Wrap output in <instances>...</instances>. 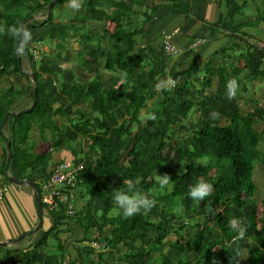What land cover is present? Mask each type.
Instances as JSON below:
<instances>
[{
    "label": "trees",
    "instance_id": "16d2710c",
    "mask_svg": "<svg viewBox=\"0 0 264 264\" xmlns=\"http://www.w3.org/2000/svg\"><path fill=\"white\" fill-rule=\"evenodd\" d=\"M52 1L0 0V25L7 28L24 24L33 16L26 27L36 31L35 34L31 31L33 43L31 41L26 52L20 55L22 68L16 54L18 40L8 35L6 29L5 34H0V78L6 79L7 87L0 86V126L7 113H18L32 106L35 85L31 74H34L38 88L34 109L11 116L0 130V138L5 141L8 136L11 141L13 160L9 174L33 182L39 194L40 186L51 176L56 164L63 161L84 164V169L78 175L73 201L76 215L67 217V208L63 205L51 213L52 228L42 233L32 248L29 246L21 253L20 264L63 263L65 248L59 236L65 224L71 225L75 221L84 231L83 240L105 242L106 248L110 249L109 255L121 245L125 246L127 264H237L239 260L235 258L242 254L239 249L234 248L231 255L225 256L237 235L229 227V216L233 207L245 208L247 200L241 194L252 201L258 189L253 177L258 162L264 165L261 152L264 128L258 131L255 125L264 123V102L254 99L251 107L244 109L240 105V93L237 92L232 100L227 99L226 84L244 70L247 71L246 79L264 78V45L249 43L256 38L247 35L264 23V12L256 18L249 16L245 22L239 16L245 15L247 1L224 0L227 12L222 24L201 21L211 28L223 30L227 37L235 38L239 43L244 42L249 49L237 54L236 49H242L237 42L216 53L224 54L218 65L211 57L203 61L202 66L192 63L177 71L167 66L166 57L170 55L161 46L156 48L144 43L146 29L162 0H82L80 10L72 17L69 14L66 20H59L60 14L55 16L56 7L68 3V0H59L49 18L38 19V15H48ZM173 2L186 17H194L192 7L196 0L186 4ZM136 8H146L149 12H142V26L133 29L136 14H139ZM105 22L114 28L99 30L101 35L96 38L107 42V51L102 45L95 44L96 38L90 32L92 30L96 35L93 29H102L107 26ZM71 33L81 34L83 47L77 57L82 69L68 82L57 71V67L66 61L62 52L54 59L48 58L45 51L40 52V46L52 40L55 45L65 44ZM232 50L235 55L228 57ZM37 52L40 57H36ZM87 57L97 62L102 60L91 70L94 74L87 69L90 61ZM240 59L243 67L238 65ZM27 61L33 66L30 73L26 72ZM200 68L204 74L197 84ZM103 72H112V76L105 81ZM10 76L31 81L28 97L27 92L13 89L17 84L8 79ZM169 76L176 81V86L158 92L156 84ZM242 83L238 81L242 91L247 92ZM89 105L93 110H85ZM196 108L197 120L183 124ZM144 110L146 116L155 113L157 119L153 121L146 117L142 120ZM213 111L219 112V119L210 118ZM58 117L64 118L66 124L56 121ZM223 120L227 122L225 125ZM189 130L191 135L183 137ZM36 134L40 141L35 140ZM47 141L51 149L44 146ZM39 142L43 143L41 147ZM58 159L60 161H54ZM198 160L201 163H197ZM6 162L7 148L0 174L2 183L11 184L4 171ZM167 165L183 166L182 172L173 173L169 184L161 189L155 173L165 170ZM37 173L41 176L35 178ZM129 179L138 180L137 190L155 199L156 206L147 214L124 219L119 210L112 214L118 209L113 195L117 190H126ZM198 180L212 184L213 191L204 201L194 202L188 192ZM261 204L259 217L252 201L253 210L247 227L253 233L245 264H264V198ZM108 227L111 228L106 235ZM189 228L197 231L195 235L188 232L187 248L184 249L182 231ZM171 232L176 235V240L164 253L163 241ZM213 234L214 239L211 238ZM52 239L58 241L62 261L58 260V255L55 258L47 252ZM88 252L94 255V252ZM156 252L160 253L158 257L154 256Z\"/></svg>",
    "mask_w": 264,
    "mask_h": 264
},
{
    "label": "crops",
    "instance_id": "0c3cea01",
    "mask_svg": "<svg viewBox=\"0 0 264 264\" xmlns=\"http://www.w3.org/2000/svg\"><path fill=\"white\" fill-rule=\"evenodd\" d=\"M173 1H179L185 4L189 2V0H162L159 2L160 5H163H159L154 19L151 21V25L147 27L144 35V43L159 48L163 34L168 31H176L177 35L174 37V44L177 48L180 47L182 52L177 56L166 57V64L169 69L177 70L174 64L178 59H181L179 67L186 65L185 68H187L192 63H202L206 60L202 57L205 53H214L216 51L214 53L216 54L219 50L231 45L229 44L221 48L217 40L227 37L223 33V30L211 28L201 21L204 19L209 23L222 24L227 12L224 0H196L192 7L193 18L186 17L181 10L179 11L178 8H175ZM196 39H199L202 43L194 44L193 40ZM191 49L194 50L191 51ZM91 63L93 66L94 63ZM26 65L28 66L27 72L30 73L33 66L30 65V62L26 63ZM88 66L91 67L90 62H88ZM91 70L93 69L89 71L92 72ZM17 85H22V92H27L26 97H28L30 91L27 90L31 86V81L22 78ZM5 145L6 142L3 137L0 138V166L4 158ZM58 161L60 160H55V162ZM1 181L2 175L0 174V182ZM0 185L6 189V195H4L6 200L3 197V200L0 202V243L12 242L32 231L38 224L33 192L29 187H20L12 183L10 184L11 186L6 182H1ZM17 211H21V215H19ZM50 215L51 214L44 211V224L39 232L30 237H26L19 243L12 242L8 247L2 248L0 250V264H5V260H8V264H14V262L15 264H20L21 253L24 252L26 248H29V246H33V244L42 237V233L52 228L53 221ZM69 225L70 224L64 225V230L59 236L65 248L66 255V257L64 256V262H61V264H127L124 260L126 253L125 246L121 245L114 251L115 253L113 255H109L108 252L110 249L108 247L105 250H96L90 247L88 241L83 240L84 231L79 222L75 221L70 226ZM110 228L111 227L106 228V235L109 234ZM165 241L166 240H164L163 243H165ZM50 244L51 246L48 248L49 253L56 258V255L60 254L58 252V241L54 240L53 242L51 240ZM12 248L19 249L20 251L16 252V254L11 253L10 250H12ZM88 251L94 252V255H90ZM157 253L158 252L154 253L155 257L159 256H156ZM10 254L11 257L14 258L8 257ZM55 262H58V260H55Z\"/></svg>",
    "mask_w": 264,
    "mask_h": 264
},
{
    "label": "rangeland",
    "instance_id": "374dc122",
    "mask_svg": "<svg viewBox=\"0 0 264 264\" xmlns=\"http://www.w3.org/2000/svg\"><path fill=\"white\" fill-rule=\"evenodd\" d=\"M246 1H247L248 4H247L246 8L244 9L245 15L244 16L243 15H240L239 16V18H241L243 21L247 22L249 20V16H251L252 18H256L259 14H261L262 12H264V0H246ZM56 8H58L59 11H58V9L57 10L55 9V11H56V12L54 11L55 16L57 14L62 15V16H60L59 20H63L64 18H65L64 20H66L67 17L69 16V14H70V17H72V16H74L76 14V11H72L70 13L67 10V9L72 10L71 8L68 7V3H66L63 6H57ZM104 9L106 10L108 8L105 7ZM141 10H140V8H136V12L139 13V14H136L137 20H136V22H135V24L133 26L134 27L133 29H138V27L140 28L142 26L141 25L142 24V21L140 19V18H142V15H141L142 12H144V11H148L149 12V10H147L146 8H142ZM36 17L38 19H40V20H42V19L45 20V19L48 18V16H46L45 14L44 15L41 14V15H38ZM104 25H107V26H103L102 29H98V30L95 29V28L93 29L94 32L96 33V35H93L92 30L90 31L91 34H92V36L94 38H96V37H98V36L101 35V32L99 30H102L103 31L104 29H109V31H110V30H112L114 28L113 25L110 26V24H109V26H108V22H105ZM150 25H151V23H150ZM245 29H247V28H245ZM29 30L32 31L33 34L36 33V31H34L33 29H29ZM97 31H98V33H97ZM80 32L82 33V31H80ZM247 35H252L253 38L254 37L256 38V40L255 39H251L249 41V43H252L253 45L254 44H259L261 46L264 45V23L260 24L259 27L256 28L252 33H247ZM80 37H81V34L71 33V36L68 38V41L65 44L59 43V45L58 44L55 45V43H54L55 41L52 40V42L46 43L45 46L38 45V46H40V52L41 53H44V51H45L46 54H47V56H48V58H51V56H52V58L54 59L59 52H62L63 58L65 57L66 58V61L62 62L61 67H57V71L61 72V74L63 75V78L65 80H67L68 82L71 81L73 79V77L76 76V74L79 75L80 72H81V69H82L81 63L79 62V59L77 57V55H78L77 52L79 50H81L82 47H83ZM161 41H160V46H161ZM214 41H216V40H214ZM217 41L219 42V45H221L220 46L221 48H223V47H225V46H227L229 44L233 45V44H235L237 42L238 43L240 42L237 39L232 38L230 36L229 37H226L225 39H221V40H217ZM94 42H95V44L97 46H101L102 45L103 48H104V50L107 51V42L104 41L102 38H96L94 40ZM32 43H33V41H32ZM194 43L195 44H201L202 42L199 41V40H196ZM239 44L242 47V49H236L237 52H238L237 54H240L243 49H244V51H247L249 49L248 46L244 44V42H241ZM203 47H205V46H203ZM109 49L111 50V48H109ZM181 52H182V50H181ZM214 53L213 52H207L202 57L205 58L207 61L212 57L214 64L218 65L220 62H222V60L220 58H223L224 57L223 56L224 54L222 52L220 54H214ZM38 54H40V53L37 52L36 53V57H40ZM232 55H235L234 52H233V50L230 51L227 54L228 57H230ZM90 59L91 58L87 57V60H90ZM100 60L101 59H99V61ZM180 60L181 59H178L175 62V64H174V66L176 67L177 70H180V69L183 70L186 67V65H183V66L179 67L180 66V64H179L180 63ZM99 61L97 62V61H94V60H90L89 62L91 64V67L88 66L87 69L90 70V69L96 68L97 65H100ZM91 62L94 63L93 66H92V63ZM27 63H28V61H27ZM198 65L199 66H202L203 63H199ZM238 65L240 67H243V65H244L243 60L240 59L238 61ZM100 69H102V68H99V70ZM102 71H103V69H102ZM246 73H247V71L244 70L241 75H239V76L236 77L237 81H240V82L243 81L242 85H245L247 87V90H248L247 92L242 91V86H239V89H238V94L240 93L238 96L239 97L241 96L240 97L241 98L240 105L244 109L246 107H251V101H253L254 99H259L260 101L264 102V78H262L260 80H253L252 78L251 79H246L245 78V77H247V74ZM92 74H94V72H92ZM203 74L204 73L202 72V68H200L198 70V80L196 81L197 84H199L201 82V79H202V75ZM110 76H112V72H103V78H104L105 81H107L110 78ZM8 79L9 80H12L13 82H15V84H17L20 81V79L19 78H16V76H10V78H8ZM163 80H165V79H161V81H163ZM5 83H6V79L4 80V78H0V86H4L5 88H7L6 85H5ZM21 87H22V85H20V86L17 85V87L16 86H13V89L15 91L16 90L22 91L23 88H21ZM214 87H215V85H214ZM85 110H93V108L91 107V105H89ZM145 114H146V110H144L141 113V119L142 120H145L146 119L147 116ZM198 116H199V113H198V109L196 108V109H194L190 113V116H189L188 120H185L183 122V124H187L188 122L194 123L197 120ZM56 121H58L60 124H66V120L64 118L58 117L56 119ZM226 123L227 122L225 120L222 121V124L223 125H225ZM255 128L258 131H262L263 128H264V123L256 124L255 125ZM187 135L188 136L191 135V130L187 131L184 134L183 137H186ZM47 136L48 137L50 136V132L49 131L47 132ZM35 137H36V139L34 138L35 140H37V141H40L41 140L39 138V135L38 134H36ZM39 144H40V147L43 145V143H41V142H39ZM44 146L46 147V149L47 148L51 149L50 148V145H49V141H47L46 144H44ZM261 152L264 155V145L261 146ZM182 167H176L175 165H167L165 170H160V171H158L155 174H156V176H157V174L158 175H165V174H167L171 178L172 175H173V173H175V172H182ZM43 175L44 174H42V176ZM38 176H41V174H38L37 173V175H35L34 177L35 178H38ZM253 180H254V183H255V185L257 186L258 189H257V192H256L254 198L252 199V201H254L255 210L258 211V216L260 217V215H261V209H262L261 201L264 198V165L262 163H260V162H258V164L256 165V168L254 170ZM7 184L10 185V183H7ZM40 188H41V186H40ZM5 195H6V189H5ZM7 195H8V192H7ZM240 196L246 198L247 204H246V206H245V208L243 210H238L236 207H233V213L229 216V221L232 220L233 218H235L238 221H240L241 224L246 228V235H245V238L243 240H237V239L234 240L231 243L230 248H228L226 250L225 256L231 255L232 252H233V250H234V248H237V249L240 250V253L239 254H241V252H242V254L240 256L238 255L239 257L236 256L235 260H239L237 264H245V259H246V256H247V251L249 249H251V244L249 243V238H250V236H251V234L253 232L248 231L247 224H248V219L250 217V214L252 213L253 207H252V201L251 200H249L243 194H241ZM4 199L6 200L5 197H4ZM83 200L86 201V199H83ZM177 202H178V206L181 207V204H180V200L179 199H177ZM5 203H6V201H5ZM201 208L202 209L204 208V205L202 203H201ZM114 210H117V211H112V214L113 215H115L114 212L115 213L116 212L118 213V209H114ZM17 212H18L19 215H21V211H17ZM154 220H157V219H154ZM82 223L85 224L84 221ZM188 230L182 231V234H183L182 235L183 236L182 237L183 238L182 247L184 249L187 248L185 242L187 241V234H188V232H190L191 235H193V234L195 235V233L197 231L195 228H189ZM82 235H83V233H82ZM211 238L214 239L215 238V234H213V236H211ZM52 240L54 241V239H52ZM165 240L166 241H165L164 246H163V249H162V252H164V253L168 252V250L170 248L169 247L170 244L174 240H176V235L173 232H171V234L169 236L165 237ZM80 245H81V243H80ZM15 248H18V247H15ZM31 248H32V246H31ZM1 249L2 248H0V250ZM26 249L24 250V252L26 251ZM10 251H11V253H15L16 254V252H18L20 250L19 249H13L12 248V250H10ZM48 251H49V249H47V252ZM15 254H14V256H15ZM158 255L159 254L157 253L156 256H158ZM21 256H22V254H21ZM8 257H11V254ZM11 258H14V257H11ZM58 260H61L62 261V258L60 257V254H58ZM192 260L194 261L195 258H192ZM7 263H8V260H5V264H7ZM193 263H191V264H193Z\"/></svg>",
    "mask_w": 264,
    "mask_h": 264
},
{
    "label": "clouds",
    "instance_id": "9594fccd",
    "mask_svg": "<svg viewBox=\"0 0 264 264\" xmlns=\"http://www.w3.org/2000/svg\"><path fill=\"white\" fill-rule=\"evenodd\" d=\"M68 7L73 11H79L82 7V0H68ZM5 29L7 30L8 35H11L13 38L18 40L16 54L23 55L29 48L33 39L32 32L23 24H14L7 26V28L3 25H0V34H5ZM175 86L176 81L169 76L167 79L156 84V90L158 92L162 90H171ZM238 89L239 84L237 79H229L226 84L227 99H234L237 95ZM210 118L213 120L219 119V112H211ZM147 119L155 121L157 116L155 113H150L148 114ZM197 163H201V161L198 160ZM170 180L171 178L167 174H157L156 176V182L159 184L161 189H164L169 184ZM138 183V180L134 182L133 180L129 179L126 181V190H117L113 195V201L124 219H129L142 213L147 214L156 206L155 199H151L149 196L137 190L136 185ZM212 191V184L203 180H198L195 185L190 186L188 196L194 202H201L209 197L212 194ZM229 227L237 233L235 239L243 240L245 238L246 228L241 224L240 221L233 218L229 221Z\"/></svg>",
    "mask_w": 264,
    "mask_h": 264
},
{
    "label": "built area",
    "instance_id": "2783aa9c",
    "mask_svg": "<svg viewBox=\"0 0 264 264\" xmlns=\"http://www.w3.org/2000/svg\"><path fill=\"white\" fill-rule=\"evenodd\" d=\"M175 31H168L161 38V46L163 51L170 55L176 56L181 50L174 44ZM84 169V164L75 165L66 161L56 164L51 171V176L41 186L40 198L45 211L49 214L58 211L60 207L65 206V215L72 218L76 215L74 209V199L78 187V175ZM5 195V189L0 186V202ZM90 247L96 250L106 248L105 242L89 243Z\"/></svg>",
    "mask_w": 264,
    "mask_h": 264
},
{
    "label": "water",
    "instance_id": "95a60500",
    "mask_svg": "<svg viewBox=\"0 0 264 264\" xmlns=\"http://www.w3.org/2000/svg\"><path fill=\"white\" fill-rule=\"evenodd\" d=\"M59 0H53L50 4H49V8H48V18L51 15V10L53 8V6L58 2ZM34 17L32 16L31 18H29L23 25H27L31 20H33ZM17 46H18V41H17ZM18 59H19V66L22 68V59L20 57V55H18ZM31 78L32 81L34 83V90H33V103L32 106L29 109L26 110H22L17 112H9L5 115L4 120L0 126V130L4 129V126L7 124V122L9 121V119L11 118V116L13 115H18L21 113H27L30 112L31 110L34 109V107L36 106V103L38 101V88H37V82L35 80V76L34 74H31ZM5 142H6V148H7V162H6V166H5V173L7 174L9 181L16 185V186H20V187H29L30 190L33 192V200L35 203V207H36V212H37V216H38V224L37 226L30 232L26 233L24 236H22L19 239H16L14 241H12L13 243H19L22 240H24L26 237H30L34 234H36L37 232H39L42 228H43V224H44V210H43V205H42V201L40 198V194H39V189L37 188V186L31 182V181H22L17 179L14 176H11L9 174V169L11 167L12 164V160H13V152H12V146H11V141L9 140V138H5ZM12 242H2L0 243V248H5L8 247L10 245V243Z\"/></svg>",
    "mask_w": 264,
    "mask_h": 264
}]
</instances>
